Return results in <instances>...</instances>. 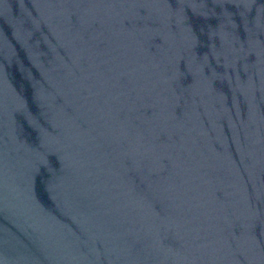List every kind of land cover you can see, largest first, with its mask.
<instances>
[{"label": "water", "instance_id": "water-1", "mask_svg": "<svg viewBox=\"0 0 264 264\" xmlns=\"http://www.w3.org/2000/svg\"><path fill=\"white\" fill-rule=\"evenodd\" d=\"M0 264H264V0H0Z\"/></svg>", "mask_w": 264, "mask_h": 264}]
</instances>
